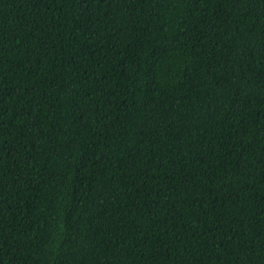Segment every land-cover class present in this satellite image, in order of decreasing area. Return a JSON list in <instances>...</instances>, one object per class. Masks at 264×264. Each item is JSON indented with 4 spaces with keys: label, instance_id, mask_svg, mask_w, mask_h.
I'll return each instance as SVG.
<instances>
[{
    "label": "trees",
    "instance_id": "trees-1",
    "mask_svg": "<svg viewBox=\"0 0 264 264\" xmlns=\"http://www.w3.org/2000/svg\"><path fill=\"white\" fill-rule=\"evenodd\" d=\"M0 264H264V0H0Z\"/></svg>",
    "mask_w": 264,
    "mask_h": 264
}]
</instances>
